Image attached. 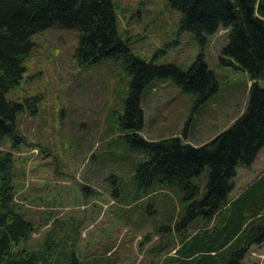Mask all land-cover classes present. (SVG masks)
Listing matches in <instances>:
<instances>
[{"label": "rangeland", "instance_id": "rangeland-1", "mask_svg": "<svg viewBox=\"0 0 264 264\" xmlns=\"http://www.w3.org/2000/svg\"><path fill=\"white\" fill-rule=\"evenodd\" d=\"M113 2L118 32L134 55L185 70L200 54L217 79V89L197 101L172 77H153L141 95L143 136L178 134L198 144L245 109L252 79L235 61L221 57L228 28L220 26L201 40L179 28L180 11L169 0ZM77 34L76 28L59 25L34 33L23 77L6 93L23 104L16 118L21 137H5L1 148L13 156L16 208L34 224L18 248H50L64 239L74 255L71 264H156L164 254H175L169 237L180 240L176 230L160 227L167 213L174 214L172 222L180 215L179 196L156 190L138 202L125 198L137 186L133 166L146 155L129 144L130 128L120 123L131 73L123 57L74 59ZM257 81L264 86V77ZM262 173L264 145L250 165H238L228 200ZM207 176L205 169L196 177L201 190ZM222 215L217 212L207 223L193 217L184 231L212 230ZM252 262L264 264V242L247 248L241 264Z\"/></svg>", "mask_w": 264, "mask_h": 264}, {"label": "trees", "instance_id": "trees-1", "mask_svg": "<svg viewBox=\"0 0 264 264\" xmlns=\"http://www.w3.org/2000/svg\"><path fill=\"white\" fill-rule=\"evenodd\" d=\"M169 2L180 11L179 28L193 31L201 40L220 26L228 28L221 57L235 61L252 79L245 109L231 124L198 144L183 141L178 134L148 139L139 129L144 118L142 91L153 77H172L195 93L197 101L217 89L214 71L200 54L185 70L134 55L118 32L113 0H0V264H63L65 259L73 263L74 255L65 248L64 239L52 241L50 248H18L34 224L16 208L13 156L1 148L5 137H21L16 118L23 104L10 100L6 93L23 77L33 34L53 25L78 30L73 49L77 61L123 57L127 63L131 80L120 123L130 128L125 135L129 144L146 155L134 164L137 186L124 197L134 203L164 190L178 195L181 203L175 221L174 214L167 213V221L160 223L180 237L179 242L168 239L169 246L177 247L175 254H164L157 263L241 264L251 244L264 242V173L228 200L238 165H250L264 145V86L257 81L264 77V0ZM205 169L208 176L201 190L196 177ZM256 185L258 190L248 194ZM220 211L225 218L216 230L184 231L193 217L200 216L207 223Z\"/></svg>", "mask_w": 264, "mask_h": 264}, {"label": "crops", "instance_id": "crops-1", "mask_svg": "<svg viewBox=\"0 0 264 264\" xmlns=\"http://www.w3.org/2000/svg\"><path fill=\"white\" fill-rule=\"evenodd\" d=\"M187 141L190 142V143H193V142H191L190 140H187ZM193 144H194V143H193ZM242 191H243V190H242ZM242 191H241V192H242ZM239 194H240V193H239ZM239 194H238V195H239ZM238 195H236V196H238ZM236 196H234V197H236ZM234 197H231V198H234ZM231 198H230V199H231ZM222 218H223V219H222V221H220V224L217 225V226H215L212 230H216L218 227H220V225L224 222V218H225V217L222 216ZM193 230H194V229H193Z\"/></svg>", "mask_w": 264, "mask_h": 264}]
</instances>
